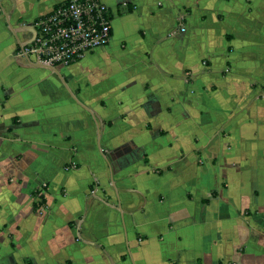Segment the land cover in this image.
I'll return each instance as SVG.
<instances>
[{
	"label": "crops",
	"instance_id": "1",
	"mask_svg": "<svg viewBox=\"0 0 264 264\" xmlns=\"http://www.w3.org/2000/svg\"><path fill=\"white\" fill-rule=\"evenodd\" d=\"M63 1L0 0V264H264V0H102L107 45L21 55Z\"/></svg>",
	"mask_w": 264,
	"mask_h": 264
},
{
	"label": "built area",
	"instance_id": "2",
	"mask_svg": "<svg viewBox=\"0 0 264 264\" xmlns=\"http://www.w3.org/2000/svg\"><path fill=\"white\" fill-rule=\"evenodd\" d=\"M35 28L33 42L20 54L49 66L84 59L107 45L112 31L110 11L102 0H65L39 19Z\"/></svg>",
	"mask_w": 264,
	"mask_h": 264
},
{
	"label": "trees",
	"instance_id": "3",
	"mask_svg": "<svg viewBox=\"0 0 264 264\" xmlns=\"http://www.w3.org/2000/svg\"><path fill=\"white\" fill-rule=\"evenodd\" d=\"M129 9V8H128Z\"/></svg>",
	"mask_w": 264,
	"mask_h": 264
}]
</instances>
